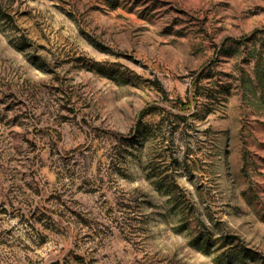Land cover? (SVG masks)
Returning <instances> with one entry per match:
<instances>
[{
	"label": "rangeland",
	"instance_id": "1",
	"mask_svg": "<svg viewBox=\"0 0 264 264\" xmlns=\"http://www.w3.org/2000/svg\"><path fill=\"white\" fill-rule=\"evenodd\" d=\"M243 254L264 264V0H0V264Z\"/></svg>",
	"mask_w": 264,
	"mask_h": 264
},
{
	"label": "trees",
	"instance_id": "2",
	"mask_svg": "<svg viewBox=\"0 0 264 264\" xmlns=\"http://www.w3.org/2000/svg\"><path fill=\"white\" fill-rule=\"evenodd\" d=\"M201 244V248H206L207 245L209 244V241H200ZM224 258H226V260L228 261L229 264H248L247 263V256L245 254H243L242 256H238V257H232V255H227Z\"/></svg>",
	"mask_w": 264,
	"mask_h": 264
}]
</instances>
